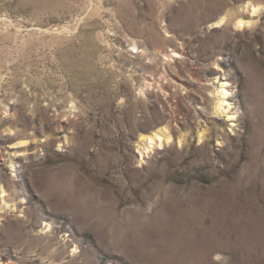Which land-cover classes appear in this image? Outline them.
Here are the masks:
<instances>
[{"label": "rangeland", "instance_id": "374dc122", "mask_svg": "<svg viewBox=\"0 0 264 264\" xmlns=\"http://www.w3.org/2000/svg\"><path fill=\"white\" fill-rule=\"evenodd\" d=\"M0 264H264V0H0Z\"/></svg>", "mask_w": 264, "mask_h": 264}, {"label": "bare ground", "instance_id": "6f19581e", "mask_svg": "<svg viewBox=\"0 0 264 264\" xmlns=\"http://www.w3.org/2000/svg\"><path fill=\"white\" fill-rule=\"evenodd\" d=\"M250 7H251L252 13H258L259 12V7L257 5L250 6ZM222 21H223V19L220 20L219 24H222ZM217 24H218V22H217ZM247 25H248V22L246 24V22H244L242 19H238L235 22V26L238 29H241ZM231 95H232V89H231L230 84L227 82L221 83L218 86V90L215 94L216 100H215V105H214V109H215L214 114L215 115L224 114L225 117H227V119L229 121L234 120L236 117L235 113L232 112L231 104L227 101L231 97ZM199 138L201 139L202 136L199 135ZM171 141H172L171 133L168 132L166 129H162V130L157 131V132H151L150 136L147 135V136L141 138L142 144L145 143L147 145L146 147H148L149 149H152L151 146L153 144L158 145V146H162V145L168 146V145H170ZM177 141H178L177 142L178 144L183 143L185 141L184 136L180 135ZM17 144L22 145V146L26 145L25 142H19ZM13 160L16 164L21 162L18 160V158H14Z\"/></svg>", "mask_w": 264, "mask_h": 264}]
</instances>
